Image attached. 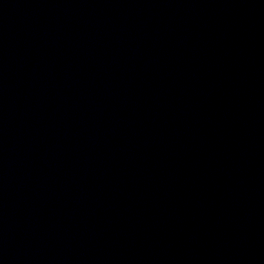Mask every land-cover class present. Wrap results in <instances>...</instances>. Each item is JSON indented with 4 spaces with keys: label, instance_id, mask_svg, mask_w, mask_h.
<instances>
[{
    "label": "water",
    "instance_id": "water-1",
    "mask_svg": "<svg viewBox=\"0 0 264 264\" xmlns=\"http://www.w3.org/2000/svg\"><path fill=\"white\" fill-rule=\"evenodd\" d=\"M0 264H264V8L0 0Z\"/></svg>",
    "mask_w": 264,
    "mask_h": 264
}]
</instances>
